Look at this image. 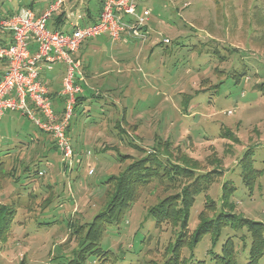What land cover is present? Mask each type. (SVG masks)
<instances>
[{
  "label": "rangeland",
  "instance_id": "1",
  "mask_svg": "<svg viewBox=\"0 0 264 264\" xmlns=\"http://www.w3.org/2000/svg\"><path fill=\"white\" fill-rule=\"evenodd\" d=\"M51 1L0 0V9L16 13L33 2L39 13ZM137 2L150 10L148 39L113 42L101 35L82 46L90 66L87 90L99 97L73 111L71 165L26 116L7 111L1 118L0 203L16 212L0 243V264H72L79 244L72 226L85 231L112 192L107 178L147 154L189 172L140 188L120 223L105 228L99 247L109 253L103 264L161 263L178 227H156L147 209L201 175L207 178L194 182L200 190L190 209V232L201 211L211 216L229 204L264 224V93L255 86L264 81V0ZM60 7L75 22L86 8L96 12L98 0H63ZM64 71L56 62L45 77L59 89ZM247 159L261 171L252 190L241 179ZM35 164L42 174H33ZM223 184L234 190L226 205ZM210 200L214 210L205 209ZM227 237L235 242L237 262L246 263V229L226 227L214 244L206 235L183 249L186 264H213L208 251L218 253ZM99 259L89 255L83 264Z\"/></svg>",
  "mask_w": 264,
  "mask_h": 264
},
{
  "label": "trees",
  "instance_id": "2",
  "mask_svg": "<svg viewBox=\"0 0 264 264\" xmlns=\"http://www.w3.org/2000/svg\"><path fill=\"white\" fill-rule=\"evenodd\" d=\"M104 0H98V8L96 12H92L89 8H86L83 12V16L80 19L81 25L95 23L98 14L101 10ZM25 7L33 8V2ZM14 13L3 12L0 9V18H5ZM51 24L53 30L65 31L67 29V13L60 7L55 13H53L48 21ZM2 32L0 31V39ZM107 37V36H106ZM89 40L83 41L79 47L76 55V60L79 62L80 69L82 70V80L80 84L83 91L76 95L73 111H76L79 105L88 103L92 98L99 97L98 93H89L85 81V70H88L89 63L84 60V51L82 46L87 45ZM44 76V75H43ZM42 76V77H43ZM45 84L49 88V95L53 101V106L56 113L62 111V103L64 97L58 94V88L54 87V83L51 79L44 78ZM257 90L264 93V81L255 85ZM86 103V104H87ZM82 110H85L82 108ZM72 118V117H71ZM72 120V119H71ZM71 120L67 127V134L70 135ZM46 133V132H45ZM50 136L52 146L57 149L56 144ZM9 152L4 155L7 156ZM4 156L0 157V170L4 162ZM251 159H247L242 163L241 179L242 183L252 190L256 183L257 178L261 175V171L253 168L251 165ZM167 164V162H165ZM159 160L153 154H147L137 159H133L129 164L117 175H111L107 178L106 183L112 186V192L106 201L105 206L92 220L86 224V229L83 231V226L80 225L73 227V234L79 236V244L77 251L74 252L72 258L69 260L72 264H83L86 257L89 255L100 258L99 264L106 260L108 257V251H104L99 247V242L108 224H119L125 212L130 206L138 199V192L140 188L147 186L153 180H169L173 181L175 177L185 175L189 172L185 167H179L165 164ZM36 167L32 169L33 174H37L39 169ZM27 168V167H26ZM25 170V168H24ZM40 174L41 171L39 172ZM207 178V175H201L196 178ZM195 180V181H196ZM208 180V179H207ZM194 181V182H195ZM191 182L185 185L179 193L170 194L159 200L156 204L147 209V213L153 217L156 227H161L165 224H170L172 227H178L177 235L173 243H170L166 249L165 257L161 263L151 264H186L189 260L184 259L182 252L183 249H192L197 245L204 236L209 235L212 243L214 244L222 230L229 227L233 230L245 228L249 238L250 244L248 249V260L244 264H259L260 259L264 255V224L260 221H256L236 213L233 210V204H229L230 209L220 208L215 211L212 201H208L205 204L206 210H214L211 216L205 214V211H201L198 214V223L195 229L191 232L188 228L190 209L195 201V196L199 193L200 183L197 184ZM110 186V187H111ZM231 188L226 184L222 186L221 200L224 205L228 204V199L233 194ZM16 209L12 204L0 203V243L6 239L9 234L11 224L15 217ZM244 238L243 236L241 237ZM209 254L213 264H239L237 262L235 242L232 237H227L222 243L220 251L218 253L213 252L210 249ZM154 262V263H153ZM190 264H206L205 260H195Z\"/></svg>",
  "mask_w": 264,
  "mask_h": 264
},
{
  "label": "built area",
  "instance_id": "3",
  "mask_svg": "<svg viewBox=\"0 0 264 264\" xmlns=\"http://www.w3.org/2000/svg\"><path fill=\"white\" fill-rule=\"evenodd\" d=\"M137 1L104 0L95 23L81 25L79 15L75 22H72L74 16L71 19L67 16L65 31L48 27L51 15L60 8L63 0H52L39 13L31 7H22L16 13L0 18V120L7 111L26 116L52 136L62 155V163L71 165L74 152L66 130L75 97L83 91L82 73L75 58L79 47L83 41L101 35L113 42L148 39L150 10L140 8ZM163 41L168 42V39ZM56 62L65 66L58 90L64 97L59 114L55 112L43 79Z\"/></svg>",
  "mask_w": 264,
  "mask_h": 264
},
{
  "label": "crops",
  "instance_id": "4",
  "mask_svg": "<svg viewBox=\"0 0 264 264\" xmlns=\"http://www.w3.org/2000/svg\"><path fill=\"white\" fill-rule=\"evenodd\" d=\"M121 42V41H120ZM94 75H92V77H93ZM54 86H56V84L54 83Z\"/></svg>",
  "mask_w": 264,
  "mask_h": 264
}]
</instances>
